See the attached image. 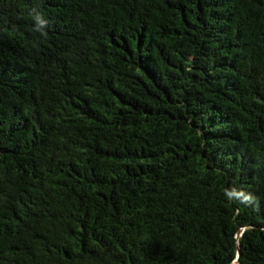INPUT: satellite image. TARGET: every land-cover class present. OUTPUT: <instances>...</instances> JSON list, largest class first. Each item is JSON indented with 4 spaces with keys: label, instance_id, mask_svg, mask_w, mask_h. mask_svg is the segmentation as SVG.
<instances>
[{
    "label": "trees",
    "instance_id": "trees-1",
    "mask_svg": "<svg viewBox=\"0 0 264 264\" xmlns=\"http://www.w3.org/2000/svg\"><path fill=\"white\" fill-rule=\"evenodd\" d=\"M0 264H264V0H0Z\"/></svg>",
    "mask_w": 264,
    "mask_h": 264
}]
</instances>
